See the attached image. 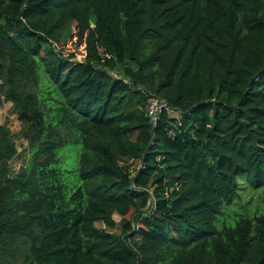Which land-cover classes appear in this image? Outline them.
<instances>
[{"label": "trees", "instance_id": "16d2710c", "mask_svg": "<svg viewBox=\"0 0 264 264\" xmlns=\"http://www.w3.org/2000/svg\"><path fill=\"white\" fill-rule=\"evenodd\" d=\"M5 102L0 264H264V213L215 224L264 188V0H0Z\"/></svg>", "mask_w": 264, "mask_h": 264}, {"label": "rangeland", "instance_id": "374dc122", "mask_svg": "<svg viewBox=\"0 0 264 264\" xmlns=\"http://www.w3.org/2000/svg\"><path fill=\"white\" fill-rule=\"evenodd\" d=\"M73 31L75 30L73 29ZM59 48L64 53L73 52L77 59H82L84 55L83 45L76 42V37L73 34ZM113 72L117 75L119 74L117 69ZM0 124L7 125L17 146V154L9 162V173L12 176H16L27 167L29 160L27 148L28 137L30 135L29 123L18 119L17 115L12 111V103L5 102L0 107ZM71 156L75 158V151H72ZM70 161L71 159H68V162ZM130 163L131 170L138 167V163L135 160ZM237 180L239 183L238 196L229 205L223 207L222 213L215 220V224H221L223 222L231 223L235 215L253 217L264 213V188H254L245 175L239 176ZM113 218L116 226L114 228L105 227V229L119 232L120 216L114 213ZM97 225L104 227L100 222Z\"/></svg>", "mask_w": 264, "mask_h": 264}, {"label": "built area", "instance_id": "2783aa9c", "mask_svg": "<svg viewBox=\"0 0 264 264\" xmlns=\"http://www.w3.org/2000/svg\"><path fill=\"white\" fill-rule=\"evenodd\" d=\"M162 109H165L168 113H172L173 111L167 107L166 102L160 97L156 95L147 96L145 103V111L153 123L158 118Z\"/></svg>", "mask_w": 264, "mask_h": 264}]
</instances>
